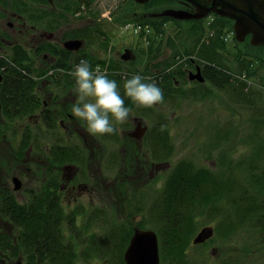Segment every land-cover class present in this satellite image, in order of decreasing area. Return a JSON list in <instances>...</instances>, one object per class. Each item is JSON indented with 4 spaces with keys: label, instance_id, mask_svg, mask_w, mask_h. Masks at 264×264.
Wrapping results in <instances>:
<instances>
[{
    "label": "rangeland",
    "instance_id": "374dc122",
    "mask_svg": "<svg viewBox=\"0 0 264 264\" xmlns=\"http://www.w3.org/2000/svg\"><path fill=\"white\" fill-rule=\"evenodd\" d=\"M37 1L45 4L41 8L48 10V15L36 8L40 6H36L27 17L33 24L42 26H46L48 21V30L53 32V35H58L57 39L56 35L51 38L48 45H57L61 51L64 41L73 38L82 39L81 48L73 50L72 53L84 54L86 57L83 58L90 63L99 57L105 58L107 61L100 67L97 63L91 65L88 63L92 70L99 68L112 80L115 79L110 74L115 73H120L122 76L141 75L153 78L160 88L165 82V73L173 71L171 68L175 67L177 69L176 80L173 83L175 87L171 96L150 108L138 106L125 94L121 95L130 99L126 101L127 99L123 98L125 106L130 109L128 118L123 123L113 120L117 128L114 134L92 135L87 131V125L83 124V120L75 116H73L74 120H69L66 116V112L72 113V106L77 99L74 79L68 73L81 58L73 61L72 67L68 69L65 67L64 72L54 71L53 76H45L47 67L48 70L57 67L55 61L59 57L53 58L51 51L44 48L47 43L43 44L42 52L38 57L26 44L37 63L38 70L35 72L38 76L37 82L40 84L38 91L41 98L48 99L53 92L54 97L59 100L58 104H54H57L62 111L58 115L59 118H63V124L66 127L76 126V121H80L82 135L61 127V122L59 124L57 121L54 127H48V132L43 130V133H38L36 130L39 124L35 125L36 122L28 118L27 114L16 117L10 124H5L3 117L0 118L2 125L0 127V188L9 184L13 189L12 177L17 175L23 182L22 188L16 190L18 199L29 202L30 195L27 190L36 191L40 186L53 183L57 190L64 192L61 199L65 208L63 230L77 244L76 248L80 251L78 263L103 264L102 255L109 253L112 255L110 263L117 264L123 257L125 249L118 252L114 250V246L113 251H99L98 245L104 244L107 235L105 224L101 219L98 220L96 215L105 214L106 219L112 222L114 240L123 237L126 233L124 223L122 228L119 227L121 231L119 234L115 220L118 223L127 222L132 226L131 231L140 228V225L157 231L154 227H148L150 224L155 226L152 219L157 201L155 198L161 193L172 169L180 161L186 160L193 169L206 166L215 172L220 171L218 173L221 177L230 176L233 179L235 176L242 187L248 188V194L258 191L256 209L246 212L247 214L243 212L253 201L248 195L245 196V203L241 202V206L238 207L240 209L235 208V211L239 210L235 215L226 213L227 210H233L226 203L221 202L219 213L218 210L215 209L217 212L213 210L216 205L209 202L205 212L196 217L194 227L198 226L197 229L192 234L188 232L190 238L187 237L184 252H179L163 242L157 231L160 264H264V243H259V241L264 242V230L262 229L261 232L259 225H254L257 224L256 221L264 224L259 221L264 211V183H259L263 175L256 171L252 176L247 173V170L255 165H264V159H260L255 152L259 150L258 147L264 145V48L253 51L260 59L251 61L250 69L244 67L245 70L241 71L239 63L226 61L231 65L229 71L236 78L245 81L244 88L251 99L249 100L244 95L240 96L232 87H216L207 79L202 84H197L200 81L188 78L185 66L190 64L186 60L190 56L198 60L199 49L209 42L217 32V27L222 31L221 38L226 45L221 49L224 55L233 58L236 53L240 55L247 50V44H241L242 42L235 37L230 25L232 23H222L218 15H211L205 19L198 27L199 32L195 33L187 28L188 26L180 25L173 20L167 21L161 27L152 23H136V16L138 18L142 14L147 16L159 14L162 9L170 6L168 3L152 2L145 8L134 0H95L90 8L73 13L64 5H60L62 3L60 0H56V3L58 7L60 5L62 11H58L56 5L49 6L47 0ZM23 5L29 4L20 0H0V15H2L0 20H3L4 30L7 28L12 30L9 25L11 22H21L13 11L17 10V6L22 11ZM132 11H138V14L133 12L132 18H129V13ZM10 37L13 38V34ZM150 42L153 52H149ZM7 43L9 47L3 40L1 41V53L12 52V42ZM125 48L129 49L130 58L124 60L121 54L124 53ZM46 52L49 55L45 61L42 55ZM152 54L156 57L153 58ZM172 56H174L173 66L163 68L156 65ZM116 67H122L121 72L123 69H130L131 73L117 72ZM147 69L150 73H155L148 75L142 73ZM123 82L121 77L117 84L123 85ZM118 88L124 90L123 86ZM254 90L262 91L263 97L254 98ZM38 110L39 108L34 111ZM134 116L142 117L144 123L149 125L146 134L141 138L128 134L137 124L133 119ZM158 125H160V138H165L167 133L169 135L170 151H162L164 149L162 142L154 141L158 138L156 132ZM30 128L32 137L38 133L39 143L34 140L29 146L27 143L23 146L22 143L18 144L22 136H26V132L30 133ZM63 145L73 147L66 152L70 159L56 161L55 150H59L56 148ZM241 158L244 159L243 162ZM231 159L241 162L240 164L234 161L233 166L241 165L242 169L229 166L227 163ZM260 170H264V167ZM63 172H65L64 178L61 177ZM246 182L248 183L244 184ZM75 184L76 187H73ZM54 195L59 198L58 193ZM225 195L228 197L236 195L235 187L228 190ZM224 201L227 202L228 199L224 198ZM138 206L144 210L138 211L136 209ZM74 211L76 213H73ZM244 214L247 217L240 222L239 218ZM72 216L74 217L70 219ZM92 218L96 220L92 221L89 227L81 226L87 222L86 219L92 220ZM206 225L214 227L213 235L201 243H194V237ZM235 226H237L236 234L231 235V229ZM2 227L7 230L1 232L12 235L10 232H13L14 228L11 223L3 221ZM90 235L95 237L94 242L89 239ZM131 235L129 234L128 238H131ZM258 246L261 248L258 249ZM92 248L93 252H89ZM16 260L17 258L10 263L14 264Z\"/></svg>",
    "mask_w": 264,
    "mask_h": 264
},
{
    "label": "trees",
    "instance_id": "16d2710c",
    "mask_svg": "<svg viewBox=\"0 0 264 264\" xmlns=\"http://www.w3.org/2000/svg\"><path fill=\"white\" fill-rule=\"evenodd\" d=\"M60 1H62L60 5H64V7L71 10V12L79 13L85 8H90L95 0ZM60 5L59 7L56 6L58 11H62ZM133 12L135 11L129 13V18H132ZM214 15H218V18L222 20V23L231 22L233 24V20L229 17L221 16L219 14ZM166 18L167 17H164V15L160 14H152L149 16H147L146 14H142L138 18L136 16L135 21L138 24L152 23L161 27L168 21L166 20ZM173 21L178 22L180 25L188 26L187 28H190L192 32H199L198 27L201 24L200 22H193L191 20H188L189 22H187L185 20L177 19H173ZM232 24H230L231 29H233ZM38 26L42 25L38 24ZM221 32L222 31L220 30V28L217 27V32L214 33L209 42L207 44H203L199 49L198 60H195L190 56L188 60H186V62L189 61V64H192L194 61V63L202 64V73L204 77L208 81H211L214 86L220 88H224L227 86L232 87L234 91L237 90L239 92L240 96L244 95L245 97L249 98L247 96L248 93H246L244 88L245 81L236 78L233 73L229 71L231 70V65L227 64L226 61H229L230 63H239L241 65V71L245 70V68L250 69L251 61L253 62L257 59H260L259 55L254 54L253 51H257V49H263L264 45L252 44L250 42L249 36L246 38V40H244V42L241 43L247 44V50L245 52H242L240 55H237L236 53L234 57L231 58L227 54L224 55L221 50L222 48L226 47L225 42L221 38ZM7 38L8 36L6 37V39ZM7 42L10 41L4 40V43H6V45L9 47ZM197 45L198 43L195 44V47H197ZM21 48L24 54H29L28 49L23 47ZM250 48L252 51L250 50ZM48 49L54 54L59 55V58L55 61L56 66L64 69L72 67L71 64L73 63V61H78L80 58L84 59L83 57H86L81 53H66V50L63 47L61 48V51H56L55 45L53 44L48 45ZM149 52H153V46L151 45V42ZM152 55L153 58L156 57L154 56V54ZM173 58L174 56L166 59L165 62L163 60L156 65L162 66L163 68L164 66H173ZM12 61L15 62L14 59H12ZM106 61L107 60L105 58L99 57L94 60L93 63H90L89 61L88 62L90 63V65L97 63V65H99L100 67V65L105 64ZM204 61H206V63ZM0 63L1 65L4 64L2 60H0ZM1 67L2 66H0V68ZM121 68L122 67H116V69H118L117 72H121ZM171 69H173V71L165 73V82L162 84V87H160L163 92V99L171 96L174 92L173 89L175 85L173 83L175 82L174 80H176L175 72H177V69H175V67ZM122 72H128L130 74L131 70L123 69ZM179 72H181V70H179ZM142 73L148 75L155 72L150 73L149 69H147ZM110 76L113 77L116 82H118L122 77V74L115 73L110 74ZM128 76L130 77L131 75ZM144 78L145 82H152L154 80L153 78L149 77ZM36 84L37 81L23 70L20 71L18 68H6L4 70V79L1 82L2 87L0 94V118L3 117L5 124H10L18 116H22L24 114H27L26 116H28L29 114L34 113L35 109L42 108L40 104L41 101L39 102V100L42 98L38 95L40 94V92L38 91V87L36 86ZM197 84H202V82H197ZM117 85L118 87L123 86L119 84ZM118 89L119 91L121 90V95L125 94L122 88ZM253 93L254 98L255 96L256 98H258V96L263 97V92L260 90H254ZM123 98L125 100L127 99L126 101H130V99H128L127 97ZM249 100L251 99L249 98ZM55 118V116H52L48 117V120H44L43 118L42 121L36 122L35 125L39 124V127L37 128L38 133H43V130L47 131V127H54L57 123L55 121ZM33 120H35V118H33ZM82 122L84 125H86L84 121ZM1 126L2 125L0 124V127ZM156 126L153 128L154 130L156 129ZM29 131L30 133L26 132L25 137L22 136V146L26 143L29 146V144L34 140H36V142L38 141L37 144L39 143L38 133H35L34 137H32V129L30 128ZM156 132L158 133V138L154 139V141L158 140L162 142V144L164 145V149L162 151H170L168 147V133L165 138H160V125H158V129ZM72 148L73 147H68V145H63L62 147L56 148L59 150H55V153H57V156L54 154L55 160L58 161L59 159H65L66 161H69L70 157L66 152L67 150H72ZM258 149L259 150H255V152L258 153L260 159H264V145H262L261 148L258 147ZM249 157L250 155L248 156V158ZM182 161H180L177 166L172 169L161 193L155 198V201H157L153 210L154 215L152 218L153 225L155 226H152V224L148 226L156 228L159 232L161 240L163 242L165 241L169 246L179 252H184V246L187 242V237L190 238V234H192L198 227H194L196 223V217L197 215L205 212V207L209 205V202L213 203L212 205H216V208H213V210L216 209L219 213L221 202H224L228 205V207L233 208V210H227L226 213H228L229 215H235L239 212V210L235 211V208L240 207L241 202L242 204L245 203L246 195L251 196L253 201L251 204H249V208H245L243 212L246 213L256 209L255 202L256 196L258 194V191H255V189L253 190L257 193L248 194V188L242 187L235 176L234 178L232 176L233 179H231L230 176H228L227 178L223 176L221 177L218 173L220 171L215 172L213 170H210L206 166H198L196 169H193L188 163H186L188 161ZM234 161L239 162L237 160ZM234 161H232V159L231 161L228 160L227 164L229 166L231 165L233 168L240 167V169H242L241 165L233 166ZM241 161L243 162L244 159L241 158ZM239 163L241 164V162ZM261 167H264V165H255L251 169L247 170V173L252 176L255 171L258 172V174L263 175V177L259 180V183H264V170H260ZM248 181L250 182V180ZM247 183L248 182L244 184ZM233 187H235L236 195H230V197L225 195V193ZM27 191L30 195L29 202L20 201L8 189H0V264H12L10 263V261L15 260V258H17V260L14 262V264H19V262L20 264H79L78 256L80 254V251L78 250V248H76L77 244L63 230L65 208L62 204V200L59 194V198L54 195L55 193H58L57 187L50 182L44 186H40L36 191L33 189ZM33 191L36 193H34ZM224 198H227L228 201L225 202ZM212 205L210 204V207H212ZM136 209L138 211L144 210V208H141L139 206ZM73 213H76V211H74ZM246 214L240 216V222H243V218L247 217ZM96 216H98V220L101 219L103 221L102 223L105 224L107 235L105 237L104 244L101 243L100 246L98 245L99 251H113L112 248L114 246V250H118V252L126 249L125 247H127L130 238H128V236L129 234L131 235L134 231V229L132 231L130 230V227L132 226L127 224V222L118 223V221L115 220V224L118 225L119 234L121 233L119 227L123 226L124 223L126 233L123 237L114 240L115 237L114 231L112 230V222L106 219L105 214ZM73 217L74 216H72L70 219H72ZM86 220L87 222L81 224V226L89 227L91 222L96 219L92 218V220ZM3 221H8L14 226V231L13 233H11L12 235L1 232L3 229ZM259 221L264 223V211L262 219ZM244 223L248 224L249 222ZM256 223L257 224L254 225H259L258 227H260L259 229H261L262 232V229L264 230V224H261L258 221H256ZM140 227L147 228L145 225H140ZM236 231L237 226L231 229V235L236 234ZM188 232L190 234H188ZM94 238L95 237L93 235H90L89 237V239H91L93 242ZM259 243L264 242L259 241ZM260 248L261 247L258 246V249ZM248 250L249 249H247V251ZM89 252H93V248ZM18 255H21V257H19ZM102 258L103 264H111V254L109 255V253H106L102 255ZM20 259L25 260L22 262ZM117 264H124L123 257L119 259Z\"/></svg>",
    "mask_w": 264,
    "mask_h": 264
},
{
    "label": "flooded vegetation",
    "instance_id": "af4514ba",
    "mask_svg": "<svg viewBox=\"0 0 264 264\" xmlns=\"http://www.w3.org/2000/svg\"><path fill=\"white\" fill-rule=\"evenodd\" d=\"M20 1L26 2L29 4V5H23L22 11H20L19 6H17L16 11H13L14 15H17L19 21H21V22H19V23L18 22L17 23L11 22V24H9V25L12 27L11 28L12 30H8V28H7V30H4L5 26H4L3 20H0V44H1L2 40H3V42H4V40L12 42V50H11L12 52L11 53H6V52L1 53L0 52V60H2L4 62V64H2V65L0 63V66H2L0 68V94H1V87H2L1 82L4 79V70L6 68H8V69L18 68L20 71L23 70L29 76H31L34 80L38 81V78H37L38 76L35 72L38 70V67L36 66L37 63H35V59L32 58L31 51H29V49H32L34 54L38 57V56H40V54L42 52V47H43L44 43H47L44 46V48L46 50H48V42H50L51 38H53L55 35H56V39L58 38L57 34L54 33L55 35H53V32L48 30V21H47L46 26H38V24H33V22L28 20L27 16L32 11V9H34V7H36V6H40V7H36V8L39 9L40 11H43V14L48 15V10L41 8L42 5H45L44 3H40V1H37V0H20ZM134 1L138 4H140L141 6L145 7V8L150 6L149 4L152 2H157L160 4L168 3V4H170V6L162 9L163 11L167 10V9H172V10H177V11H184V12L189 13V14L198 13L196 5L192 1H189V0H148L146 2H138L136 0H134ZM47 3L49 6H52V5L57 6L56 0H47ZM163 11H161V12H163ZM135 13L138 14V11H135ZM214 14H217V13L211 12V13L205 15V17L203 16V18H198V17L185 18V17H176V16L174 17L171 15H165L164 17H167L166 20H168V21H171L173 19H177V20H185V21L189 22L188 20H191L193 22H200L201 24H203V21L205 19H207L209 16L214 15ZM32 15H33V13H31V16ZM35 15H36V13H35ZM0 17H2V15H0ZM17 25H19V26L17 27ZM38 29H41V30L38 31ZM11 34H13V36H14L13 38L10 37ZM7 36H8V38L6 39ZM15 42L17 44H14ZM26 44H28L29 49H28V46ZM20 45H21V47L28 49L29 54L28 53L24 54V52H22V48L20 47ZM63 47H64V45H63ZM64 48L66 50V53L73 52V50L67 49L66 47H64ZM55 50L59 51L57 45H55ZM124 50L126 51V48ZM125 51H124V53H125ZM50 53L52 54L53 58L59 57V55L54 54L53 52H50ZM124 53L121 54L122 59H124L123 58ZM48 55H49L48 52H46L42 55V57L45 58V61L47 60ZM12 59H14L15 62L12 61ZM45 61L43 63H45ZM198 66H200V69L202 72L203 66L201 64L194 63V61L189 66H185V68L188 71V78L190 80L199 81L198 79H191L190 78L191 72H196L198 69L197 68ZM64 70H65L64 68H60V67L49 68V70H48V67H47V72L45 73V76H48V75L53 76L55 73L54 71L61 73V72H64ZM46 79H47L46 81L48 83V78H46ZM200 82H203V81H200ZM36 86L38 87V90H39L40 84L38 82H37ZM38 95L41 96L40 94H38ZM40 101H41L40 104H41L42 108L39 109L38 111H34V113L29 114L28 118H30L31 120H33V118H35L34 122H38V121H42L43 118H44V120H48V117L55 116L56 117L55 121H57L59 124L61 122V124H62L61 127H65V129L72 130L73 132L76 131L78 134L82 135V130H80L82 123L80 121H78V120L76 121L78 126L76 125V126H67L66 127L63 124V121H64L63 118L62 119L59 118V115H58L59 112H62V111H60V109L57 105L59 103V100H57L54 97L53 92H51L48 99L42 98L39 100V102ZM54 103H57V104H54ZM66 116L69 118V120H74L73 113L66 112ZM133 119L136 123H138L139 120H141L144 123V120L142 117L134 116ZM38 127H39V125H38ZM46 130L48 132V127L46 128ZM36 132H38V131L36 130ZM146 132H145V134H146ZM18 140L20 141V137H18ZM19 143H21V142H18V144ZM29 148H31V145ZM14 176H17V175H14ZM62 176H63V178L65 177V172H63L61 174V177ZM19 179L21 180L20 177H19ZM21 182H22V180H21ZM22 184H23V182H22ZM73 187H76V184ZM0 189H3V190L8 189L18 198L16 190H19V189H15L14 186L12 189L9 184H5ZM57 191H58L59 196L62 199L64 192L60 191V190H57ZM13 228H14V226H13ZM4 230H7V229H3L2 231H4ZM10 233H13V232H10Z\"/></svg>",
    "mask_w": 264,
    "mask_h": 264
},
{
    "label": "water",
    "instance_id": "95a60500",
    "mask_svg": "<svg viewBox=\"0 0 264 264\" xmlns=\"http://www.w3.org/2000/svg\"><path fill=\"white\" fill-rule=\"evenodd\" d=\"M146 2L148 0H136ZM192 1L198 10L196 14H189L184 11L172 9L160 12V15H171L176 17H198L201 18L211 12L218 13L234 19V29L236 38L243 41L248 35H251L250 41L254 45H264V0H189ZM83 44L82 39L73 38L64 41L63 45L67 49L77 50ZM124 59L130 58L129 49L126 48L123 54ZM196 72H191V79L204 81L205 77L201 72L200 66ZM1 104V102H0ZM149 125L138 121L137 125L129 131V135L135 138H141L147 131ZM14 188L21 187L19 177H13ZM214 233V227L206 225L201 228L193 239L194 243H201L210 238ZM125 264H160L159 236L152 228H135L129 244L124 254Z\"/></svg>",
    "mask_w": 264,
    "mask_h": 264
},
{
    "label": "clouds",
    "instance_id": "9594fccd",
    "mask_svg": "<svg viewBox=\"0 0 264 264\" xmlns=\"http://www.w3.org/2000/svg\"><path fill=\"white\" fill-rule=\"evenodd\" d=\"M68 74L74 79L77 94L71 109L73 115L86 123L92 135L116 133L113 120L123 123L130 113L117 82L99 68L92 70L85 59L74 64ZM122 79L125 95L138 106L150 108L163 102V92L155 81L145 82L141 75H124Z\"/></svg>",
    "mask_w": 264,
    "mask_h": 264
},
{
    "label": "bare ground",
    "instance_id": "6f19581e",
    "mask_svg": "<svg viewBox=\"0 0 264 264\" xmlns=\"http://www.w3.org/2000/svg\"><path fill=\"white\" fill-rule=\"evenodd\" d=\"M218 14V13H217ZM220 15V14H219ZM222 16V15H221ZM227 17V16H226ZM202 18V17H201ZM230 18V17H229ZM232 19V18H231ZM233 20V32H234V34H235V29H234V19H232ZM250 36V38H251V35H248L247 37H249ZM235 37H236V34H235ZM246 40V39H245ZM244 41V40H243ZM243 41H240V42H243ZM251 42V41H250ZM259 45H261V44H259ZM263 45V44H262ZM206 79V78H205Z\"/></svg>",
    "mask_w": 264,
    "mask_h": 264
}]
</instances>
